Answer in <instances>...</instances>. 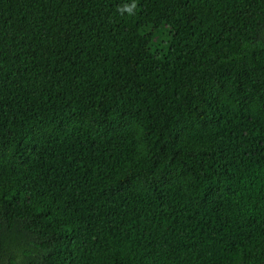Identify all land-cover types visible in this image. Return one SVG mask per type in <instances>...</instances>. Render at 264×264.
Here are the masks:
<instances>
[{
    "label": "trees",
    "instance_id": "1",
    "mask_svg": "<svg viewBox=\"0 0 264 264\" xmlns=\"http://www.w3.org/2000/svg\"><path fill=\"white\" fill-rule=\"evenodd\" d=\"M0 264H264V0H0Z\"/></svg>",
    "mask_w": 264,
    "mask_h": 264
}]
</instances>
